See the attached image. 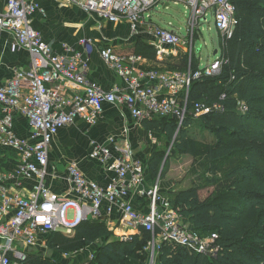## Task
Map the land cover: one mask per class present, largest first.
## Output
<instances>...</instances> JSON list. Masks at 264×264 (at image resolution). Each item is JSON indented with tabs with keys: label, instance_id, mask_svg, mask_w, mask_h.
<instances>
[{
	"label": "built area",
	"instance_id": "2783aa9c",
	"mask_svg": "<svg viewBox=\"0 0 264 264\" xmlns=\"http://www.w3.org/2000/svg\"><path fill=\"white\" fill-rule=\"evenodd\" d=\"M62 1L99 20L127 24L131 35L138 36L145 28L155 40L159 58L176 57L177 49L188 38V69L141 70V57L118 54L106 45L99 50V56L122 85L103 91L86 77L88 58L67 44H62V53L55 52L32 28L33 15H44L34 0H6V10L0 14V31L13 37L11 50L28 53L30 67L17 70L0 87V147L17 161L12 172L0 171V264H22L27 250L35 248L41 237L52 232L72 235L76 227L88 221L104 222L113 237L122 242H129L132 235L139 236L141 230L150 233L146 249L151 251L152 259L163 244L216 258L221 252L218 236L197 233L163 193L159 178L154 183L147 182L145 165L124 136L119 140L109 136L103 144L92 143L88 158L112 175L108 182L87 179L75 161L66 167L64 195L53 192L45 180L55 177L49 169L48 156L58 132L77 120L94 125L104 106L125 109L135 126L156 117H174L181 125L192 81L217 75L224 62L219 49L205 66L192 71L194 38L210 15L220 38L230 36L236 21L230 0ZM170 4H184L191 11L185 37L151 22V12L156 7L167 8ZM78 44L87 54L93 46L89 39H80ZM213 110L219 108L196 104L194 117ZM15 115L27 120V136L18 137L12 130ZM29 180L35 184L24 195L22 184ZM133 199L137 200L135 206ZM70 209L74 218L68 222Z\"/></svg>",
	"mask_w": 264,
	"mask_h": 264
},
{
	"label": "trees",
	"instance_id": "16d2710c",
	"mask_svg": "<svg viewBox=\"0 0 264 264\" xmlns=\"http://www.w3.org/2000/svg\"><path fill=\"white\" fill-rule=\"evenodd\" d=\"M230 3L236 21L230 36L221 38L224 62L217 75L192 81L182 124L174 117H156L141 124L145 133L165 137L173 142L174 151L200 160L209 169L226 163L217 181L207 185L178 192L162 188L197 233L218 236L221 252L209 259L163 244L155 256L156 264H264V0H230ZM131 52L128 54L156 62L155 50L140 39L135 41ZM194 57L190 67L196 72L200 62ZM159 64L162 70L185 72L188 57L170 56ZM196 104L219 110L195 118ZM199 121L210 138L198 139L189 134ZM159 155L154 152L147 160L140 156L148 182L154 183L159 178L162 162ZM205 188L211 192L202 198L200 192ZM112 236L104 222L88 221L69 236L48 234L45 246L59 256L96 246L90 264L147 261L150 233L141 230L129 242H109ZM22 264L58 263L44 256L27 255Z\"/></svg>",
	"mask_w": 264,
	"mask_h": 264
},
{
	"label": "crops",
	"instance_id": "0c3cea01",
	"mask_svg": "<svg viewBox=\"0 0 264 264\" xmlns=\"http://www.w3.org/2000/svg\"><path fill=\"white\" fill-rule=\"evenodd\" d=\"M34 1L44 10V15L38 12L33 15L32 28L41 35L44 42L52 46L55 52L62 53V44H67L82 53L83 58H88L86 77L89 82L103 91H109L115 85L121 86L122 82L116 73L101 60L99 50L102 47L108 45L118 54H128L132 53L131 48L135 41L140 39V42L155 50V40L151 32L145 28H142L138 36L131 35L127 24H111L106 20H99L65 1L60 0L57 3L53 0ZM5 10L6 0H0V14H3ZM80 39H89L93 42L92 48L87 51L88 54L78 44ZM12 45H14L13 37L7 32L0 31V87L6 84L17 70H27L30 67L28 53L21 49L13 51L11 50ZM216 52L212 50L211 55H215ZM167 57L170 56L164 55L162 58L156 56V62L141 58L139 68L141 70L161 68L159 63L164 62ZM198 60L200 62V59ZM70 92L74 93V90L71 89ZM27 123L24 117L14 116L12 130L18 137L27 136ZM145 134L147 133L142 130L141 126L134 125L125 109L104 106L103 113L94 125L89 126L77 120L73 125L58 132L50 146L48 156L49 169L55 177L47 178L45 185L53 192L64 195L66 167L70 161L77 162L79 169L87 179L100 184L108 182L112 175L105 173L97 162L88 158L92 143L103 144L109 136L114 137L115 140L124 136L132 145L135 154L140 155L141 153H136V151L142 143L140 138ZM16 164V159L0 147V171L12 172ZM34 184V180L23 182L24 195L30 193ZM132 203L135 206L137 200L133 199ZM44 248L46 249V246Z\"/></svg>",
	"mask_w": 264,
	"mask_h": 264
},
{
	"label": "rangeland",
	"instance_id": "374dc122",
	"mask_svg": "<svg viewBox=\"0 0 264 264\" xmlns=\"http://www.w3.org/2000/svg\"><path fill=\"white\" fill-rule=\"evenodd\" d=\"M151 15L152 24L161 29L176 32L182 37L186 36V27L191 11L184 4H170L167 8L158 6L151 12ZM185 39L186 38H184V40ZM194 39L195 43L192 48V56H195L196 59H200L201 66H205L207 61L209 62L213 58L211 55L212 50L218 51L221 44L220 34L214 26L211 15L208 17L206 23L200 24L199 32L196 34ZM189 47V41L187 38L185 45H182L177 49L176 58L179 55H187L189 62ZM202 127L203 123L199 121L191 128L190 133H188L198 139L202 137L210 138L208 133L204 131ZM142 137L140 138L142 139V143L136 151V153L141 154H137V158L142 160L140 156H144L147 160L154 152L160 153L159 157L162 162L160 165V174L158 176L160 179L161 189L163 188L167 192H178L193 186L207 185L212 181H217L219 174L226 169V163H222L215 168L209 169L208 166L202 165L200 160L183 155L178 151H174L172 149L173 142H168L163 136L147 133ZM208 192H211L210 189L207 190L205 188L204 190H201V197H206ZM73 218V211L70 209L67 211L66 219L68 222H71ZM46 237L47 235L40 238L39 241L41 244L39 242L37 248L27 250V255L44 256L50 258L53 262L58 264L91 263L92 259L90 257L91 255L93 256L96 251V246H91L80 253L63 257L52 254L44 248ZM108 241L114 242L116 241V238L112 236ZM146 251L148 252L147 261H144L141 264H156V254L154 259H152L151 251L147 249Z\"/></svg>",
	"mask_w": 264,
	"mask_h": 264
},
{
	"label": "water",
	"instance_id": "95a60500",
	"mask_svg": "<svg viewBox=\"0 0 264 264\" xmlns=\"http://www.w3.org/2000/svg\"><path fill=\"white\" fill-rule=\"evenodd\" d=\"M216 54V53H215Z\"/></svg>",
	"mask_w": 264,
	"mask_h": 264
}]
</instances>
